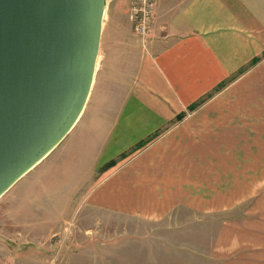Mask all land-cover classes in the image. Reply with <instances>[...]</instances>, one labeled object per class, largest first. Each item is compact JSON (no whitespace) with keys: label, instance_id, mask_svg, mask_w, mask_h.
<instances>
[{"label":"crops","instance_id":"obj_1","mask_svg":"<svg viewBox=\"0 0 264 264\" xmlns=\"http://www.w3.org/2000/svg\"><path fill=\"white\" fill-rule=\"evenodd\" d=\"M174 1L157 6L147 51L117 45L129 22L110 32L85 107L49 154L75 143L62 179L88 183L86 215L227 212L210 264H264V0Z\"/></svg>","mask_w":264,"mask_h":264},{"label":"rangeland","instance_id":"obj_2","mask_svg":"<svg viewBox=\"0 0 264 264\" xmlns=\"http://www.w3.org/2000/svg\"><path fill=\"white\" fill-rule=\"evenodd\" d=\"M173 2L177 3L156 0L154 20L159 4ZM129 3L105 0L94 81L113 40L110 32L125 35L128 22L133 31ZM153 34L154 25L144 41L128 34L129 38L116 39V43H133L147 51ZM62 149L58 146L0 197V264H130L146 260L169 264L176 259H186L190 264L214 262L207 253L221 220L230 213L207 215L180 210L157 221L122 216L97 220L98 214L83 213L86 198L82 194L88 183L62 179V160L64 170L68 162L75 163L70 156L75 143L70 149Z\"/></svg>","mask_w":264,"mask_h":264},{"label":"water","instance_id":"obj_3","mask_svg":"<svg viewBox=\"0 0 264 264\" xmlns=\"http://www.w3.org/2000/svg\"><path fill=\"white\" fill-rule=\"evenodd\" d=\"M105 0H0V197L88 100Z\"/></svg>","mask_w":264,"mask_h":264},{"label":"built area","instance_id":"obj_4","mask_svg":"<svg viewBox=\"0 0 264 264\" xmlns=\"http://www.w3.org/2000/svg\"><path fill=\"white\" fill-rule=\"evenodd\" d=\"M128 19L133 32L143 41L152 31L156 0H130Z\"/></svg>","mask_w":264,"mask_h":264},{"label":"bare ground","instance_id":"obj_5","mask_svg":"<svg viewBox=\"0 0 264 264\" xmlns=\"http://www.w3.org/2000/svg\"><path fill=\"white\" fill-rule=\"evenodd\" d=\"M103 9H104V6H103ZM102 14H103V12H102ZM101 27H102V20H101ZM96 65V64H95ZM95 70H96V66L94 67V72H95ZM92 88V87H91ZM77 122V121H76Z\"/></svg>","mask_w":264,"mask_h":264}]
</instances>
